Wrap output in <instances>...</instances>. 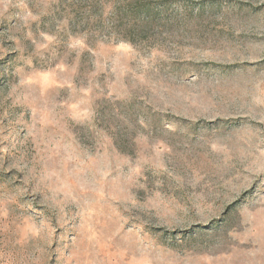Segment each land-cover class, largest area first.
<instances>
[{
    "label": "rangeland",
    "instance_id": "1",
    "mask_svg": "<svg viewBox=\"0 0 264 264\" xmlns=\"http://www.w3.org/2000/svg\"><path fill=\"white\" fill-rule=\"evenodd\" d=\"M98 9L0 0V264H264V0Z\"/></svg>",
    "mask_w": 264,
    "mask_h": 264
},
{
    "label": "trees",
    "instance_id": "2",
    "mask_svg": "<svg viewBox=\"0 0 264 264\" xmlns=\"http://www.w3.org/2000/svg\"><path fill=\"white\" fill-rule=\"evenodd\" d=\"M91 1L96 3L98 10L101 7L95 20L109 28L110 36L118 41L137 43V35L145 26L176 21L179 16L194 14L196 8L200 12L208 2L221 4L222 0H113L108 1L109 9L105 12L106 4L102 0Z\"/></svg>",
    "mask_w": 264,
    "mask_h": 264
}]
</instances>
